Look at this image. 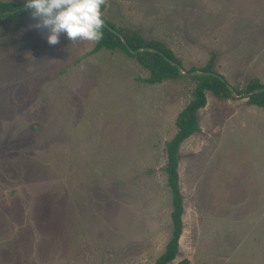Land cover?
Instances as JSON below:
<instances>
[{
    "label": "rangeland",
    "instance_id": "374dc122",
    "mask_svg": "<svg viewBox=\"0 0 264 264\" xmlns=\"http://www.w3.org/2000/svg\"><path fill=\"white\" fill-rule=\"evenodd\" d=\"M104 8L117 30L156 35L184 71L264 87V0ZM35 23L0 14V264H153L172 229L166 143L195 80L144 83L121 49L63 34L49 45ZM205 99L177 149L182 231L168 264H264V107Z\"/></svg>",
    "mask_w": 264,
    "mask_h": 264
},
{
    "label": "trees",
    "instance_id": "16d2710c",
    "mask_svg": "<svg viewBox=\"0 0 264 264\" xmlns=\"http://www.w3.org/2000/svg\"><path fill=\"white\" fill-rule=\"evenodd\" d=\"M25 5V2H10L0 1V14L4 11H12L16 8ZM105 5L101 7L103 11ZM27 10L23 9L14 14L18 15ZM104 22L112 29L119 32L126 41V44L132 49L136 50L141 47H152L163 53L167 58L178 62L174 59L170 50L166 46L156 40H146L137 31L129 30L122 32L117 30L114 25L106 20ZM103 38L96 42L93 51L100 48L107 49H121L126 54L134 57L137 62L148 70L149 76L142 81L148 83L160 82L167 78H176L180 74L176 66L168 63L162 56L151 51H137L130 52L121 40L105 26L102 29ZM195 80V86L192 90L191 100L179 111L175 119V126L177 131L170 141L166 143V163L164 170L167 177V185L171 193V235L165 245L164 251L154 260L153 264H168L171 262L177 253L178 240L182 231L181 213H182V197L178 188V174H177V149L183 139L198 130L195 112L198 108L203 107L206 103L205 91H210L218 98L233 97L230 91L226 88L225 81L222 82L218 78L211 75H195L191 76ZM261 86L254 80H250L245 89L234 90L237 95L252 91L253 89L260 88ZM247 103L255 104L264 107V91L251 93L247 95ZM183 260L181 264H185Z\"/></svg>",
    "mask_w": 264,
    "mask_h": 264
},
{
    "label": "clouds",
    "instance_id": "9594fccd",
    "mask_svg": "<svg viewBox=\"0 0 264 264\" xmlns=\"http://www.w3.org/2000/svg\"><path fill=\"white\" fill-rule=\"evenodd\" d=\"M107 0H25V10L36 21L32 27L46 32L49 45H57L61 35L72 43L99 42L103 38L101 7Z\"/></svg>",
    "mask_w": 264,
    "mask_h": 264
},
{
    "label": "water",
    "instance_id": "95a60500",
    "mask_svg": "<svg viewBox=\"0 0 264 264\" xmlns=\"http://www.w3.org/2000/svg\"><path fill=\"white\" fill-rule=\"evenodd\" d=\"M25 9V5L19 7V8H16L12 11H4L2 14L4 15H8V14H14V13H17L19 12L20 10H23ZM104 26L106 28H108L111 32H113L120 40L121 42L125 45V47L132 53H135L137 51H151V52H154V53H157L159 54L160 56H162L168 63H170L171 65L173 66H176L177 70H178V73L180 75H191V76H195V75H202V74H205V75H211V76H214L216 78H218L220 81L224 82L223 78L220 77L219 75L215 74V73H212V72H204V71H197V70H193V71H184L182 70L181 66L178 65L175 61H172L171 59L167 58L163 53H161L160 51H158L157 49L155 48H152V47H141V48H138L136 50H132L127 44H126V41L125 39L123 38V36L117 32L115 29H112L110 28L105 22H104ZM225 85H226V88L230 91L231 95L233 97H238V96H241V95H237L234 91V88L232 86H230L229 84H227L225 82ZM264 91V87H260V88H256V89H253L252 91H249V92H246V93H243L242 96H247L251 93H256V92H262Z\"/></svg>",
    "mask_w": 264,
    "mask_h": 264
},
{
    "label": "crops",
    "instance_id": "0c3cea01",
    "mask_svg": "<svg viewBox=\"0 0 264 264\" xmlns=\"http://www.w3.org/2000/svg\"><path fill=\"white\" fill-rule=\"evenodd\" d=\"M104 10H105V8H104ZM135 31H136V30H135ZM147 34H148L149 36H148V37H143L144 39H146V40H156V41H159V42L163 43L161 40H159L158 38L155 37L156 35H154V34L152 35V33H150V32H148ZM163 44H164V43H163ZM106 49H107V48H106ZM180 76H181V75H180ZM180 76H179V77H180ZM167 79H171V78H167ZM142 80H143V79H142ZM142 80H141V81H142ZM163 80H166V79H163ZM163 80H162V81H163ZM142 82H144V81H142ZM160 82H161V81H160ZM144 83H148V82H144ZM186 104H187V103H186ZM198 109H199V108H198ZM180 111H181V110H180ZM196 111H197V110H196ZM177 114H178V113H177ZM176 116H177V115H176ZM175 119H176V117H175ZM175 119H174V124H175Z\"/></svg>",
    "mask_w": 264,
    "mask_h": 264
}]
</instances>
